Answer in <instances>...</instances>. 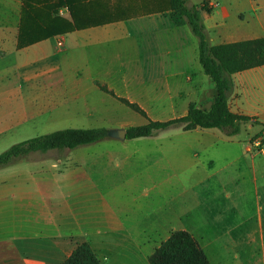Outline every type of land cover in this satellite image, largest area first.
Returning <instances> with one entry per match:
<instances>
[{
  "label": "crops",
  "instance_id": "1",
  "mask_svg": "<svg viewBox=\"0 0 264 264\" xmlns=\"http://www.w3.org/2000/svg\"><path fill=\"white\" fill-rule=\"evenodd\" d=\"M25 1L0 0V136L49 126L50 118L63 124L53 133L75 119L116 114L123 103L98 83L151 120L146 102L162 104L168 120L186 116L192 103L212 105L216 88L200 63L199 40L170 0H67L77 19L69 6L58 16L79 28L47 30L50 37L18 48ZM204 2L214 4L202 15L212 46L264 38V0H185L188 8ZM231 79L229 109L253 119L243 126L254 137L241 140L245 127L232 137L220 129L179 134L187 167L215 149L218 165L198 182L210 183L207 196L171 190L170 153L156 161L139 149L116 165L113 153L82 161L70 150L33 153L0 168V264H63L84 242L100 264H152L177 231L193 235L210 264H264V65Z\"/></svg>",
  "mask_w": 264,
  "mask_h": 264
},
{
  "label": "trees",
  "instance_id": "2",
  "mask_svg": "<svg viewBox=\"0 0 264 264\" xmlns=\"http://www.w3.org/2000/svg\"><path fill=\"white\" fill-rule=\"evenodd\" d=\"M170 6L172 10L180 13L187 20L199 40L200 63L205 74L210 77L216 88V97L211 108L208 111L203 110L192 103L188 114L184 117L168 121H154L138 104L117 97L106 86L99 83L98 86L148 121L146 124L127 128V140L150 138L159 132L171 129H179L185 132L196 129H220L227 136H236L240 133L241 125L250 123L253 119L233 114L230 111L228 93L233 85L231 76L264 65V38L212 46L202 21L203 13L211 12L209 2H204L201 7L188 8L185 0H170ZM66 7L70 8L73 19H77L75 14L77 8L70 5L67 0H55L53 5L44 4V1L40 2L39 0H26L18 48L41 41L50 37L51 34L55 35L56 32L58 34L67 33L74 31L77 27L79 28V26L72 25L66 19L58 16L60 9ZM38 19H42L41 25L43 26L33 24ZM25 25L27 26L25 27ZM47 30L52 31V33H48ZM107 138L108 130L106 128L59 130L12 146L0 154V168L7 167L18 159L28 158L33 153L74 150ZM151 263L210 264L198 241L187 231L172 233L171 237L157 249L151 258ZM63 264H100V260L91 246L84 242L77 246Z\"/></svg>",
  "mask_w": 264,
  "mask_h": 264
},
{
  "label": "rangeland",
  "instance_id": "3",
  "mask_svg": "<svg viewBox=\"0 0 264 264\" xmlns=\"http://www.w3.org/2000/svg\"><path fill=\"white\" fill-rule=\"evenodd\" d=\"M198 3V2H197ZM65 13V12H64ZM216 95H214L215 100ZM214 103V101H213ZM212 103V104H213ZM119 104V103H118ZM197 105V104H196ZM198 106V105H197ZM212 106V105H211ZM211 106H207L206 108L202 106H198L199 108L203 110H209ZM145 108L149 114V116L154 120H161L165 121L168 120L165 118L168 112H165L163 109L162 104H156V103H145ZM158 117V118H157ZM48 118L43 117V120L46 122ZM50 125H44V126H36L34 129L27 130L26 134L22 135H13V136H0V154L10 149L12 146L20 143L19 141H23V139H31L43 135L50 134L52 131L57 129H62L63 124L56 123L55 120L50 118ZM148 121L144 119L141 115L134 112L130 108L126 107L124 104L122 105V109L118 110L116 114H110L106 112L105 117H99L95 119H75L72 123L69 124V128H83V129H92V128H106L108 131L112 129H117V125L121 126L122 128H128L131 126H138L146 124ZM245 127V131L242 132L240 135V138L242 141L247 140L248 138H253V134L249 135V132H252L249 127L241 125V128ZM68 129V128H67ZM182 131L179 129H171L166 130L163 132L157 133L154 137L151 138H142L138 140H117L112 138H107L103 141H100L98 143L82 146L79 148H76L74 150H70V155L73 156L76 160H89V159H98L108 157L110 154L112 159L114 160V165H116L117 162L119 164L121 163L122 158H124L122 155L126 154L128 157L130 156L133 158V154L138 151L139 149H142L143 152L146 151V153L151 154V158L155 159L156 161L159 159H162V157L165 156V153H170V157L168 160L171 161L169 167L166 163V166L169 168L168 172L171 176L177 175V178L174 179L173 182H175L177 185L174 187L173 191H186L190 194L199 193L201 196H205L210 191V183L202 184L200 185L198 182H201V179L208 177L212 172V167L215 165H218L217 157L212 153L210 148V152L204 153L200 160H197L194 162L193 168L191 167V163H188V167L186 166L185 162L181 160L183 155H181L178 152V145L180 144V141H182V137H180L179 134H181ZM192 138V137H191ZM213 139L212 137H210ZM192 139H197L195 136ZM251 141H254L251 140ZM256 141V140H255ZM196 140L194 141V143ZM138 143L146 144L147 146H153L155 145L157 150H153L152 148H148L146 146H143L144 148H140ZM204 144V143H203ZM116 145L125 147L117 148ZM160 145V146H159ZM161 146H164V149L161 148ZM160 147V149H159ZM123 148V151L121 150ZM176 149V150H175ZM109 150V152H107ZM171 150V152H170ZM215 150V149H212ZM120 154V155H119ZM177 156H174L176 155ZM193 155V154H191ZM55 157V153H50L47 157ZM110 157V158H111ZM167 158V157H166ZM134 161V159H131ZM214 161V162H213ZM212 163V164H211ZM154 164V163H153ZM224 164V163H223ZM152 165V164H150ZM160 166V165H159ZM138 170V167L135 168ZM162 168L156 167L155 168V174L160 175L162 173ZM173 185V183H172ZM180 186V187H178ZM207 196V195H206ZM186 208L190 209L192 208V203L190 201L187 202ZM262 218V222L264 225V215L260 216ZM248 222L252 228H254L253 225H258L260 222V219L258 215L255 213V211L252 212L251 215L248 217ZM235 221V223H237Z\"/></svg>",
  "mask_w": 264,
  "mask_h": 264
},
{
  "label": "water",
  "instance_id": "4",
  "mask_svg": "<svg viewBox=\"0 0 264 264\" xmlns=\"http://www.w3.org/2000/svg\"><path fill=\"white\" fill-rule=\"evenodd\" d=\"M108 137L112 139L125 141L127 139V130L124 128L109 130Z\"/></svg>",
  "mask_w": 264,
  "mask_h": 264
},
{
  "label": "built area",
  "instance_id": "5",
  "mask_svg": "<svg viewBox=\"0 0 264 264\" xmlns=\"http://www.w3.org/2000/svg\"><path fill=\"white\" fill-rule=\"evenodd\" d=\"M209 7L212 9V8L214 7V4H213L212 2H209ZM58 46H59V47H62V46H63V40H60V41L58 42Z\"/></svg>",
  "mask_w": 264,
  "mask_h": 264
}]
</instances>
